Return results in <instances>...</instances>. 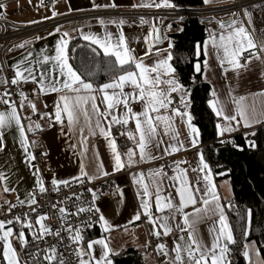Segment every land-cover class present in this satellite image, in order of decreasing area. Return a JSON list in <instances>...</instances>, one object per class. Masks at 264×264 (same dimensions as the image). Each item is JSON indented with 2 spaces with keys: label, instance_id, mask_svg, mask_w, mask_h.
<instances>
[{
  "label": "crops",
  "instance_id": "crops-1",
  "mask_svg": "<svg viewBox=\"0 0 264 264\" xmlns=\"http://www.w3.org/2000/svg\"><path fill=\"white\" fill-rule=\"evenodd\" d=\"M46 1L47 0H0V3L6 5V9H0V19L23 26L35 24L53 17L67 16L87 11L169 8L164 6V0H59L56 9L53 11L47 6ZM169 2L173 5L170 0ZM233 2L234 0H210L207 4L203 2V7H222L231 5ZM157 4H160V6L157 7ZM247 10L251 14V24H249L248 18L245 16V19H241L240 17H237V19L244 24L253 42L259 45L261 41H264V3ZM53 12H56L57 15L54 16ZM101 19L105 21L104 25H101ZM231 19L233 18L227 20L209 19L207 22L204 21L208 27V35L209 30H214L217 33L220 32L219 21L227 23ZM120 20H123L124 23L120 24ZM141 20H143V23ZM57 28L60 29L59 32L56 31ZM63 32L69 33L68 56L69 63L72 65L70 44L76 40L94 47L104 56L102 49L82 38L83 34L88 33L95 34L101 38L104 37L106 32L112 33L113 43H115L119 34L122 32L129 48L133 50V55L138 59L142 57L144 62L148 65H152L158 59V56L155 54L156 48L162 50L161 55L163 56H166L168 53L172 54V47L169 48L168 46L169 42H171L169 35L173 32L172 24L160 29L157 20L149 17L126 16L87 19L62 24L44 33L14 42L6 56L7 70L11 78L15 75L13 66L23 60L29 52L33 53V57H29L28 62L33 63H35L34 58L42 60L43 54L50 56L55 55L56 41L60 39ZM149 33H151V35H149ZM146 37L147 43L145 42ZM157 37L160 38L159 43H156ZM25 41H29L30 43L25 44L22 48L18 47V45ZM149 44H152L153 51L145 56L144 53L148 51ZM252 51L254 50L248 49L239 57L241 64L239 69H233L230 65H225L228 67L227 72L220 66L219 61L213 53L207 58L209 65L207 72L203 71V79L210 85L211 93L215 90L217 96L222 101L226 102L228 108L233 111L235 110V105L232 103V98L239 100L240 97H245L243 103L249 107L253 120L258 121L253 123L250 128L240 126L238 131L226 133L225 136L227 137H233L237 134L248 132V130H254L264 124V95H261V93H264V57L261 59H249V53ZM107 60V64H109L110 61L109 59ZM28 62L20 65V67H27ZM170 63L172 64V60ZM73 67L75 68L74 65ZM50 73L51 64L40 63L35 65V74L37 76ZM108 73V75L112 77L116 74L115 70L109 71ZM112 77H110V79ZM0 78H3V73L1 71ZM27 82L33 83L31 80ZM36 87L37 85L35 84V88ZM161 87L166 90L167 86L162 85ZM125 91H131V89L126 87ZM60 95H72L73 100L75 97L73 93H57L49 90L45 93L32 92L31 97L24 101V107L19 114L21 116V123L25 129L24 135L26 140L24 143H26V149L22 146L21 136L15 124L0 131V136H2V146H0V173H2L4 177L3 180H0V201L17 203V197H19L20 200H25L27 194L32 193V190L39 191L36 183L37 176L42 182L43 177L40 169L35 164V151H38L41 155V164L44 170L51 171V175L46 177L50 181L55 178L58 181H68L69 183L78 179L89 180L88 177H94L91 181H97L109 176H117L116 181L120 187L118 196L115 198H104L97 204V207L100 209V214H103L105 218L109 220L112 227L108 231H104L99 223V225L90 232L82 234L85 237V241L82 242L79 247L86 251V242L88 240L104 238L109 248L112 250L109 255L113 264H115L114 258L123 254L129 248H134L141 252L144 256L145 264H154L155 260L150 249L149 238L150 236H154L155 238L166 237L170 240V247L168 251H166L169 255H165V252L162 250H157V253L164 257V262L166 264H170L171 258L175 255V253L171 251L175 246L174 241L182 235V233L177 230L176 226L177 223L183 225V219L181 215L177 213L176 219L171 222L173 231L169 233L168 236L161 235L159 237L154 235L153 225L149 223L148 219L143 215L142 210H140V219L132 220L133 215L139 209L141 202L139 193L143 190L142 185L134 183L133 177L137 176V178L140 179L141 177L138 174L143 173L142 179L144 183L149 185L150 192L155 191L156 185L153 181H159L163 190V195L167 196L171 193L174 202L178 204L179 197L176 196L178 181L173 178L178 176L179 169H187V178L192 187L199 186L203 188L205 183L203 180L204 173L192 171V169L198 168L200 155L202 154L205 162L211 169L213 183L219 197L218 202L223 209L226 222L231 227L228 218V210H230V206L234 202L231 180L226 177V174H217L215 171V167L207 157L206 149L202 147L200 129L193 124L192 121L191 123L195 125L199 131L197 143L194 146L191 143V138L188 136L186 118L181 120L179 116H176L172 124L174 130L179 133L176 140H173L171 133L165 135L164 126L160 125L159 139L162 140L163 143L160 144L158 149H152L151 154L155 157L154 159H146L140 161L133 167L126 166L119 171H113L114 161L111 150L108 147V140L112 138L115 139L116 128L119 125H111L110 136L105 137L101 135L100 128L97 127L96 115L93 113L91 101H89L87 105L83 106L87 109L88 117L81 112L79 122L73 125L72 131H69L66 114L62 115L61 123L55 121V111ZM101 98L102 95H97L96 102L103 110L104 105L101 103ZM29 101L35 104V112L28 106ZM60 105L62 107V102H60ZM130 106L134 111L143 110V104L139 101L132 102ZM252 109L255 111L252 112ZM120 111L122 112L123 109L121 108ZM185 111H187V109H185ZM161 114H165V110L162 109ZM167 114L170 115V112ZM29 125L32 126V131H28ZM36 125H39V127L37 128ZM129 125L131 126V131H134V121H129ZM107 126L108 121L102 120L100 127H105L107 130ZM220 138L222 137H219V139ZM126 139L127 143L123 151L119 150L121 153L126 152L129 147H133L132 141L128 140L127 137ZM177 140L183 142L184 147L171 154H165V145L169 143L175 144ZM166 156H171L176 166L174 173L170 177L165 175L162 163V160ZM137 159H139L138 155ZM178 161L182 163L177 164ZM81 165H83L84 172L87 173V176L81 175ZM37 169L39 170L38 172ZM125 169L130 170L128 178L122 175ZM159 169H162L163 174L160 176L154 175L155 171ZM149 170L152 171L150 172ZM102 172L108 174L102 175ZM197 177H199V183ZM60 185L63 184H58L57 186ZM5 186L9 189H13V191H4ZM152 202L154 205V198ZM25 205L28 204L25 203ZM201 207L202 205L198 201L195 205H188L183 211L188 213L190 217L191 227L188 230L193 231L198 239L210 244L215 234L211 230L219 229V211L215 210V202H213L212 208L215 210L214 213L194 212V209ZM153 213L156 215L154 207ZM35 218L36 217L31 218L33 223H35ZM36 227H38V225ZM18 230L19 229L14 230V232ZM156 230L162 231L158 225ZM25 235L27 240L33 238L27 229L25 230ZM183 235L186 237L187 233L185 232ZM12 245L17 252L20 264H25L27 260L22 256V248L20 247L19 241L12 238ZM2 247L3 244L0 242V264H4L2 259ZM255 247L259 249L256 242ZM93 255L97 258L99 257V245L94 247ZM84 258L87 259L88 257L85 256ZM259 259L264 260L261 252ZM244 261L245 264H247L245 259ZM92 264H95V262L93 261ZM229 264H231L230 259Z\"/></svg>",
  "mask_w": 264,
  "mask_h": 264
},
{
  "label": "snow or ice",
  "instance_id": "snow-or-ice-1",
  "mask_svg": "<svg viewBox=\"0 0 264 264\" xmlns=\"http://www.w3.org/2000/svg\"><path fill=\"white\" fill-rule=\"evenodd\" d=\"M205 4L209 3L210 0H203ZM115 6V5H112ZM149 6V5H144ZM157 7L160 4L156 5ZM165 7H173L169 0H164ZM0 9H6L4 3H0ZM244 16L248 18L249 24H251V14L247 9L243 10ZM53 15H57L53 12ZM235 17L236 14L233 13ZM115 22V21H113ZM143 23V20H141ZM101 25H104L105 21L100 20ZM120 24L124 21L120 20ZM220 32L217 33L214 30H209L208 37L201 42L197 41L195 45V56L199 58L201 54L205 57L203 62V69L199 59L194 65L195 72L201 73L202 71L207 72L208 70V57L211 54H215L216 59L219 61L220 66L225 72L228 71V67L225 65H230L233 69H239L241 67L239 57L246 52L248 49H253L249 53V59H261L264 57V41H261L259 45L253 42L251 35L248 33L244 24L237 18L231 19L229 22L219 21ZM170 27V26H169ZM57 32L60 31L59 28L56 29ZM151 35V33H149ZM68 32H63L60 39L56 41L55 44V55L43 54V59L34 58L35 63L28 62L29 57H33V53L29 52L23 60L19 61L17 65H14L15 75L11 79L12 85H19L22 82H27L31 80L37 85L33 89V92L45 93L47 91L52 92H67L75 94L74 100L72 95H60L58 97V103L55 111V121L57 123L62 122V115L66 114L68 122V130H73V125L79 122L80 113L88 117L87 109L84 105H87L91 101V109L97 118V127L100 128L101 135L105 137L111 134V125L117 124L122 127H127L129 121H134L135 129L134 131L122 132L121 135H126L128 140L132 141L133 147H129L126 152L121 153L118 150L116 140L114 138L108 140V147L111 150L113 156V171H119L124 167H133L140 161L146 159H154L152 156V149H158L160 144L163 143L159 139V128L160 125L164 126V134L168 135L171 133L173 140H176L179 133L172 127L173 120L176 116H179L181 120L186 118L188 136L191 138V143L193 146L197 143V137L199 136V131L191 123L192 116L187 111H181L180 106L187 109L186 101V90L184 85H182L179 79L175 76L176 69L170 63L173 59L172 54L168 53L166 56L161 55V49L156 48L155 54L158 59L152 64L148 65L144 62L143 58H137L133 55V50L129 48L126 43L125 36L121 32L113 43L112 33H105L104 37L101 38L95 34L88 33L83 34L82 38L84 40L90 41L91 44L97 45L103 50L104 56L109 59L110 63L105 67L107 70H115L116 74L103 84L94 86L90 80H85L79 74L72 64L69 63L68 56ZM147 43V37L145 38ZM160 42V38H156V43ZM30 43L25 41L18 45V47H24L25 44ZM169 48L172 47V43L169 42ZM74 52L75 49H72ZM95 52L96 49H93ZM153 51L152 44L148 45V51L144 53L145 56L149 55ZM43 53V50H42ZM28 62L27 67H20V65ZM51 64L50 74H40L37 76L35 74L36 64ZM91 75V73H89ZM0 83L7 84L6 79L0 78ZM166 85V90L161 86ZM128 87L131 91H125ZM178 93L180 95L179 104L175 107H170L173 104V99L171 94ZM21 99L19 101V108L17 107V102L10 99L11 93L7 91L5 87L3 94H0V103L5 105V110L0 111V131L7 128L13 124L17 127L22 141V146L26 149V137L24 135L25 129L21 123L20 111L24 107V101L27 99L24 93H19ZM97 95H102L101 103L104 105L103 110L98 106L96 100ZM264 95V93H261ZM212 98L207 101L208 106L211 108L212 112L218 118L216 124V132L219 137H224L226 133H232L239 130L240 126L244 128H250L253 123L258 122L253 120L252 113L249 111V107L243 103L245 97H240L239 100L232 98V103L235 105V110L228 108L226 102L222 101L215 90L211 93ZM139 101L143 104L142 111H134L130 106L132 102ZM62 102V107L60 105ZM28 106L36 111V106L31 101L28 102ZM123 109L121 112L120 109ZM165 110V114H161V110ZM255 110L252 109V112ZM170 112V115L167 114ZM110 117V120H109ZM102 120L108 121L107 130L105 127H100ZM38 128L39 125H36ZM32 126L29 125L28 131H32ZM248 133H245L247 136ZM220 143H232L234 147H239L229 139L222 138ZM250 146L254 147V143L247 141ZM0 146H2V136H0ZM184 147V143L177 140L175 144L169 143L165 145L164 153L171 154L172 152L179 151ZM30 155V154H29ZM137 155L139 159H137ZM32 158V157H30ZM182 162H177V164ZM102 167V166H101ZM39 170L37 169V172ZM150 172L152 170H149ZM193 172H203L204 185L203 188L197 186L192 187L187 178V169H179L178 176L173 179L178 181V186H176V196L179 197L178 204L174 202L173 196L169 193L167 196L163 195V190L161 188L159 181H153L156 185L155 191L150 192L149 185L144 183L142 177L143 173L133 177L134 183L142 185V192L139 193L141 202L139 209L133 215L132 220H139L141 216V211L143 215L148 219L149 223L153 225V233L157 237L163 235L168 236L169 233L173 231L171 227V222L176 219L177 213H179L183 219V225L177 223V230L182 233L176 241H174V247L171 249L175 255L171 258L170 264H229V255L231 252L230 245H235L237 243L236 238L233 235L231 227L226 222V217L224 215L223 209L219 204V197L216 191V187L213 183L212 172L209 165L205 162L203 155H200V161L198 168L192 169ZM108 173L102 172V175H107ZM162 169L156 170L154 175H162ZM81 175L87 176L84 172L83 165H81ZM94 177H88L89 180ZM3 174L0 173V180H3ZM199 183V177H197ZM37 187L41 193L46 191L43 182L37 176ZM52 185L57 186L58 184H64L67 186L68 181H58L53 178L51 181ZM4 191H13L5 186ZM89 191H92L89 189ZM154 198V205H153ZM95 201V193H93V202ZM202 205L201 208L194 209V212H213L215 210L219 211V229H212L211 231L215 234L212 237L211 243H205L203 240L198 239L193 231L188 229L191 227L189 214L184 212V208L188 205H195L197 202ZM215 202V210L212 208V203ZM18 204L27 203L30 210L35 212V208H31L32 205L37 203L35 195L33 193H28L25 200H20L17 197ZM16 205H9V210L14 208ZM55 207V205H53ZM153 207L154 212L153 213ZM94 211L96 213L100 212V209L93 203L88 209L79 208V212L84 211ZM64 208H60L59 212L61 215V222L64 221ZM249 223L251 213L249 211ZM46 215H38L35 218V223H33L27 214L24 217L15 216L7 221L0 220V241L3 242L2 247V259L4 264H20L19 257L15 248L12 245V238L19 241L20 247L24 248L28 244L26 239L25 230L27 229L32 237L37 240H42L45 235L52 234L51 229L45 225L42 221L46 219ZM101 227L104 231H108L112 225L109 220L105 218L103 214L99 215L98 218ZM6 225H9L6 227ZM15 225H19V230L14 232ZM38 225V227H36ZM157 225L162 231H157ZM82 227H92L91 223H85L83 225H77L73 227L68 225L65 231L69 233V239L77 244V248L74 251L79 264H113L110 258V252L112 250L109 248L108 243L104 238L96 240H88L87 250L80 248L79 245L85 241V237L82 235ZM35 229V230H33ZM187 233L186 237L183 233ZM74 233V235H72ZM211 234V232H210ZM56 236L60 235V230L55 232ZM245 237L248 236V232L245 231ZM96 245L100 246V255L97 258L93 255L94 247ZM163 244L157 245V250L164 249ZM44 259L47 264H67V262L62 258H58L60 254L57 252L55 245L44 249ZM169 255L168 252L164 253ZM242 255L247 261V264H264V260L259 259L260 249L255 247L254 241H246L243 244ZM88 258L85 259L84 257Z\"/></svg>",
  "mask_w": 264,
  "mask_h": 264
},
{
  "label": "trees",
  "instance_id": "trees-1",
  "mask_svg": "<svg viewBox=\"0 0 264 264\" xmlns=\"http://www.w3.org/2000/svg\"><path fill=\"white\" fill-rule=\"evenodd\" d=\"M170 1L176 7L204 6L202 0ZM172 27L173 32L169 35L172 42V65L176 69L175 76L186 90L187 111L192 116V123L200 129L201 142L215 171L217 174H226L232 183L235 207L228 210V218L237 243L230 246V262L245 264L242 251L246 241L256 242L264 259V125L252 132H245L247 136L245 133L233 136L230 140L239 147H234L232 143H220L215 127L219 121L207 103L211 99V87L204 81L203 71L196 73L194 68L199 59L203 69V54L197 58L194 52L196 42L203 44L208 37V27L194 16L173 23ZM93 49L76 40L70 44V57L82 77L97 86L108 82L112 76L108 75L109 70L105 67L108 58ZM246 140L254 142L255 147L250 149ZM245 231L248 232L247 237ZM26 260L25 264H46L41 258ZM114 263L145 264V260L141 252L129 248L116 256Z\"/></svg>",
  "mask_w": 264,
  "mask_h": 264
},
{
  "label": "built area",
  "instance_id": "built-area-1",
  "mask_svg": "<svg viewBox=\"0 0 264 264\" xmlns=\"http://www.w3.org/2000/svg\"><path fill=\"white\" fill-rule=\"evenodd\" d=\"M59 0H47L46 4L53 11L56 9L57 2ZM264 3V0H234L231 5L222 6V7H198V8H183V7H169L162 9H144V10H119V9H109V10H96V11H87L74 13L67 16L53 17L41 22H37L31 25H16L10 21L0 19V71L3 73V79H6L8 83H0V94H3L5 87L7 91L11 93L10 99L17 102V107H19V101L21 99L19 93L23 92L25 97L28 100L31 97L33 89L35 88L34 83L22 82L19 85L11 84V76L7 70L5 64V54L10 49L11 45L19 40H24L32 36L44 33L50 29L57 27L62 24L78 22L81 20L87 19H98V18H112V17H149L156 19L158 18V27L160 29L165 28L169 24L182 22L189 17H197L200 20H204L206 17L211 16L216 13L225 14L226 12L232 10H237L241 19L244 18V9H249L252 7L259 6ZM173 99L172 107H175L179 104L180 95L178 93L171 94ZM5 109V105L0 103V110ZM181 111H185L183 106H180ZM264 125V124H263ZM131 131V126L128 124L127 127H122L119 125L116 128L115 140L117 143L118 150L123 151L127 143L126 135H121L122 132ZM252 132V130H248ZM224 139H231L232 137H222ZM220 138L219 141L222 139ZM252 142V141H251ZM254 143V142H253ZM252 149L255 147L250 146ZM205 149V146H202ZM35 164L41 171L43 177V183L46 191L41 193L38 190H32V193L35 195L37 203L32 205L31 208H35L36 211L33 212L30 210L29 205H21L18 203H8L5 201H0V220L7 221L12 219L15 216L24 217V214H27L28 217H37L38 215H46V219L43 221L47 225L52 234L45 235L42 240H37L31 238L28 240V244L22 248V256L24 259L34 258V259H44V249L49 248L53 245L56 246L58 258H62L67 262V264H79L77 257L74 254L77 245L69 239V233L65 231L68 225L73 227L77 225H83L85 223H91L92 227H82V234L90 232L92 229L99 225V213L94 211H84L79 212V208L88 209L94 203L97 207V204L102 201L104 198H115L118 196L119 185L116 181L117 176H109L101 180L91 181L87 179H78L71 181L67 186L60 185L54 186L51 181L46 177L51 175V171L44 170L41 164V155L38 151L34 152ZM165 175L170 177L175 171V162L171 156H166L162 160ZM122 175L127 178L130 175V170L125 169ZM131 186V184L129 183ZM91 189L92 191H89ZM93 193H95V201L93 202ZM16 205L14 208L9 210V205ZM55 205V207H53ZM234 202L231 204L230 209H234ZM60 208H64L66 211L64 215V221L61 222V213L59 212ZM9 225H6V227ZM19 229V225H15L14 230ZM60 230V235L56 236L55 232ZM74 235V233H72ZM2 244L3 242L0 241ZM163 244L165 247L162 251H168L170 247V240L166 237L155 238L150 236L149 245L150 249L154 255V264H166L164 262V257L158 255L157 245ZM45 260V259H44ZM47 264V262H46Z\"/></svg>",
  "mask_w": 264,
  "mask_h": 264
},
{
  "label": "rangeland",
  "instance_id": "rangeland-1",
  "mask_svg": "<svg viewBox=\"0 0 264 264\" xmlns=\"http://www.w3.org/2000/svg\"><path fill=\"white\" fill-rule=\"evenodd\" d=\"M232 10L226 12L225 14L222 13H216L213 14L211 16L206 17L203 21L207 22V20L209 21V19H214V20H227L229 18H237V17H241L240 13L237 10H234L233 8H231ZM233 13L236 14V16H233ZM157 22H159L158 18H156ZM170 25V24H169ZM8 52L5 54V64L7 66L6 63V56H7ZM43 222V221H42Z\"/></svg>",
  "mask_w": 264,
  "mask_h": 264
}]
</instances>
